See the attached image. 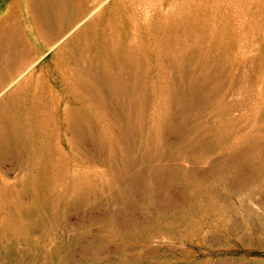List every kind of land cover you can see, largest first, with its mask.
<instances>
[{
  "label": "rangeland",
  "instance_id": "obj_1",
  "mask_svg": "<svg viewBox=\"0 0 264 264\" xmlns=\"http://www.w3.org/2000/svg\"><path fill=\"white\" fill-rule=\"evenodd\" d=\"M0 264H264V0H0Z\"/></svg>",
  "mask_w": 264,
  "mask_h": 264
}]
</instances>
